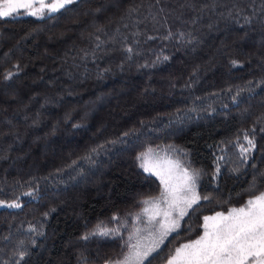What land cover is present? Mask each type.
Here are the masks:
<instances>
[{
  "label": "trees",
  "instance_id": "1",
  "mask_svg": "<svg viewBox=\"0 0 264 264\" xmlns=\"http://www.w3.org/2000/svg\"><path fill=\"white\" fill-rule=\"evenodd\" d=\"M66 28L78 35L52 38ZM44 52L47 61L36 59ZM132 91L167 93L115 120L133 105ZM2 106L0 199L20 204L0 208V264L121 257L137 212L161 189L141 167L151 147L199 173L200 199L144 262L164 264L197 237L204 215L264 189V0H73L44 16L20 9L0 18Z\"/></svg>",
  "mask_w": 264,
  "mask_h": 264
},
{
  "label": "snow or ice",
  "instance_id": "2",
  "mask_svg": "<svg viewBox=\"0 0 264 264\" xmlns=\"http://www.w3.org/2000/svg\"><path fill=\"white\" fill-rule=\"evenodd\" d=\"M72 3L73 0H53L52 3H46L45 0H0V18L10 17L20 9L28 10L30 15L41 16L45 9L52 13ZM36 4H39V8L35 7ZM249 144L252 145V141ZM150 154L151 150L142 153L139 158L143 161L141 167L144 171L155 172L165 185V192L161 193L159 199L167 204V208L162 212L157 210L152 216L155 218L163 215L164 220L160 225L164 236L179 226L178 219L186 215L187 209L200 199L194 190L197 174H189L184 170L183 182L179 185L171 184V168L167 169L166 178L157 170L159 162L152 161ZM144 203L153 204V201L145 200ZM154 207L159 208V200L155 201ZM144 211L149 209L145 208ZM173 212H178L176 220L170 219ZM204 220V235L176 249V254L168 264H264V194L249 200L247 208H234L227 215L217 213ZM208 221L213 223L209 224ZM100 233L106 235L107 231L100 229ZM152 251L154 248L141 249L139 245H133L132 251L115 264H144Z\"/></svg>",
  "mask_w": 264,
  "mask_h": 264
},
{
  "label": "rangeland",
  "instance_id": "3",
  "mask_svg": "<svg viewBox=\"0 0 264 264\" xmlns=\"http://www.w3.org/2000/svg\"><path fill=\"white\" fill-rule=\"evenodd\" d=\"M45 2L46 3H52L53 0H45ZM35 7L39 8V4H36ZM25 11H26V13L29 14L28 10H25ZM46 14H50L47 11V9H45L44 14L41 16H44ZM72 31L78 35L76 30H72L71 28H66L64 30H59L57 32H53L52 38H55V39L56 38H58V39L67 38V34L69 32H72ZM45 39L49 40V36H47ZM240 40H241V38H238L234 42H236V41L238 42ZM258 52H261L260 48L258 49ZM44 53L39 55L38 57H36V59L42 60V61H47L48 60L47 54L46 53L44 54ZM48 57H51V59H57L58 58L53 54H49ZM256 57L257 56L255 55V58ZM257 62L260 63L258 59H257ZM53 79L56 80V77H53ZM37 81H38V78H34V79L30 80L31 84H35ZM120 83L127 84V88L131 87V84H129V81L127 80V78L126 79L122 78L120 80ZM38 85H41V83ZM65 88H66L65 86L60 85V88H59L60 92H58L56 95L63 94L65 92ZM77 92L78 91H76V93ZM131 93L135 97V98H133V99H135V101L132 102L133 105L126 106L127 107L126 110L119 111L118 115L115 116V118H114L115 120H117L123 116L128 115L132 111V109H136L139 105L151 104L154 101L159 100V98H160L159 96L164 95L167 92L164 93L163 91H160L156 96H150V97L136 96L133 91L130 92L129 94H131ZM126 98H127L126 95L122 96V98H119L120 102L126 100ZM133 99H132V101H133ZM1 108H3V106L0 107V109ZM149 150H151V154H150L151 160L159 162V167L157 170L161 171L166 176V178L168 176L167 169L171 168V180H170L171 184L179 185L183 182L184 170H187V172L189 174H194V173L197 174L195 176V189L194 190H195V194L199 197V192H198L199 173L197 172V170L195 168L185 166L184 164H182V162L176 156H172V155L170 156L162 149L151 147L148 150H146L145 153L149 152ZM44 155H45V153L41 152V156H40L41 159H43L42 156H44ZM168 162H170V163H168ZM149 173H152L159 178L160 183H161V189H160L159 193L152 195L146 199V200L153 201V204L143 203V205L141 206V208L137 212V214L134 218V221H133L132 228H131V230L128 234V237H127V249L125 250L123 255L117 259L106 262L104 264H115V262H117V261H122L124 259V257L127 256L132 251L133 245H139L141 249L154 248V251H152L149 254V256L144 260V262H145L152 254H154L156 251H158L163 246V244L166 242V240L168 239V237L170 235L177 232L181 227V223H182V220H183L185 215L178 219V224H179L178 227H176V228H174V230L168 232L167 235L162 236V229H161L160 222H162L164 220V217H163V215H159V216H155V218H152V216L157 210L162 212L164 209L167 208V204L162 199H159L161 196V193L165 192V185H164V183H162L160 176L156 175L155 172H149ZM261 194H264V189L261 190L260 192L256 193L252 197H250L247 201H245L241 205L232 206V207L228 208L227 210H217V211H214L212 213H208V214L204 215L202 226H201L202 230L197 235V237L180 243L175 248L174 252L165 261L164 264H168V261L176 254V249L181 248L184 244H189L195 240H198L201 236L204 235V231H205V229H204V224H205L204 218L205 217H214V216H216L217 213H223L224 215H227L234 208L235 209L247 208L248 207V201L254 200L257 196H260ZM157 200H159V208L158 209L156 207H154V203ZM19 204H20V202L16 199H12V200L0 199V208H2V207H15L14 205H19ZM145 208L149 209V211L145 212L144 211ZM189 210H190V208L187 209V213ZM177 217H178V212H173L170 219L176 220ZM208 223L212 224L213 221H208Z\"/></svg>",
  "mask_w": 264,
  "mask_h": 264
}]
</instances>
